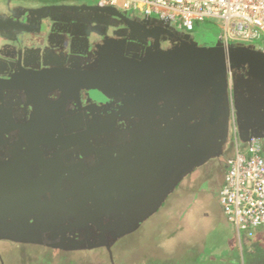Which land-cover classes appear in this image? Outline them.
<instances>
[{"label":"water","instance_id":"1","mask_svg":"<svg viewBox=\"0 0 264 264\" xmlns=\"http://www.w3.org/2000/svg\"><path fill=\"white\" fill-rule=\"evenodd\" d=\"M52 10L106 13L121 20L111 27L133 29L132 38L122 46L116 43L120 48L114 52L100 50L83 70L37 72L25 62L27 69L17 70L11 82L0 80L2 92L10 85L25 90L36 110V122L31 125L35 131L45 128L42 107L36 105L48 92L53 91L55 97L62 92L75 96L63 103L48 100L52 105L45 108L51 115L55 114L53 109L60 110L68 102L80 105L84 90L91 92L90 99L113 106L88 107L83 115L64 121L68 145L81 142L82 154L96 158L91 167L74 164L73 169H86L87 175L75 180L70 189L61 188L57 175H51L53 183L43 178L45 183L37 184L33 191L25 182L11 184L8 173H1L5 177H0V240L5 235L19 241L12 235L32 228L54 227L64 233L66 228L82 227L85 230L80 237L65 239L64 235L52 246L72 251L111 249V238L120 239L160 214L190 172L223 155L233 124L240 143L264 140V51L242 44H193L168 25L160 26V20L131 17L115 7L88 3L25 8L17 12L24 15L23 21L19 16L0 17V33L5 37L11 29L18 30H11L5 38L16 42L13 37L19 34L23 42L25 26L33 19L41 21L46 18L42 15ZM144 19L151 21L150 26ZM71 31L77 33L76 29L67 32ZM172 40L179 45L170 47ZM34 51L39 54V50ZM99 109H103L101 113H97ZM54 118L60 121L61 116ZM118 120L128 124L118 129ZM101 136L109 142L94 147L95 138ZM47 141L48 134L40 136L36 148ZM2 183L16 188L2 189ZM42 195L48 201H43ZM15 199L24 201L18 204ZM12 206L18 212L11 215V222L3 220L6 211L15 209Z\"/></svg>","mask_w":264,"mask_h":264},{"label":"flooded vegetation","instance_id":"2","mask_svg":"<svg viewBox=\"0 0 264 264\" xmlns=\"http://www.w3.org/2000/svg\"><path fill=\"white\" fill-rule=\"evenodd\" d=\"M21 2L27 3L26 1ZM63 2L67 5H81L83 3L97 4L96 2H92L90 0H64ZM25 8L31 9L35 7L29 6L28 4L15 5V0H8V7L5 12L3 11L0 13V17L13 18L14 16H19L20 20L23 21L24 15L20 13L18 14L17 12H23ZM42 16H46V18L42 19L41 21H35V19H33L25 26L27 31L25 33L26 36L24 37L25 39L23 42L21 37H19V34L16 36L17 38L13 37L16 39L17 43L13 40L5 38L6 34L10 33L11 30L13 31V29H11L10 32H6L4 34L5 37H3V35L0 33L1 82H11L9 79H11L13 75L16 74L17 70H20V68L27 69L28 67L29 69L37 72L41 70H83L85 67L90 65V61H92L90 59L95 58V56L98 55L102 49L109 50V47H107L109 45H106V42L111 41L112 44H122L127 40L130 41V38H132L131 36L129 37V35L132 34L131 32H133V29L131 32L121 30L123 29L120 28L122 27L120 26L121 24L118 25V27L120 26L119 28L114 26L111 27V24L117 23V21L121 20L114 17H109V15L106 13L99 16L98 13L93 14L88 11L73 13L67 10H52L46 15ZM39 22L41 24H39ZM145 24L146 26H150L151 22H146ZM159 25L165 27L163 26L165 23H161ZM90 26L91 29L89 30ZM75 29L77 30L75 35L72 33L73 31L70 33L67 32L69 30ZM16 32L19 31H13V33ZM178 33L182 35L183 40H187L193 44L199 45L197 40L191 38L190 36L188 37L187 34L182 32ZM81 34L90 35H88L89 37H83ZM122 35H127L129 38H122ZM19 40L21 44L18 43ZM168 45L174 48L179 45V42L172 40ZM18 49L19 51L20 49L23 51L22 55L19 53V51L17 52ZM32 50L33 52H28ZM34 50H39L38 52L42 56L40 57V55L35 53ZM111 52L114 51L111 50ZM36 54H38L39 57L36 56ZM25 62L27 63V67ZM92 96L93 95L90 91L84 90L80 92V105L77 104V102L75 103L72 101L68 102L65 107H62L61 105L60 110L53 109V112L55 113L54 115L59 117L61 116L59 121V119L54 118V115H51L45 108L52 105L48 102V100L50 101L51 99H55V102L63 103L66 99L72 97L75 98L74 93L66 95L65 92H62L60 96L55 97L53 91L51 93L48 92L46 99L43 98L42 100L38 101L39 104L36 105L42 107L41 113L46 119V123H44L46 125L44 127L48 128V130L40 127L38 131H35L31 130V125L36 122V110L35 106L31 104L30 100H28L25 90L14 85H10V87L4 92L0 90V177H5L1 173H8L7 178L11 184L25 182L34 191L37 184L45 183L43 178H47L50 181L49 183H53L55 179L51 178V175H57L55 178L61 177L60 186L63 190L70 189L73 186V182L75 180L79 179V177L86 176V169H73L74 164H81L85 167H91L96 163V158L93 156V154H82L81 142L74 146L68 145L70 143L65 140V137L68 135V131L64 121L83 115L85 109L88 107H113L106 101L99 102L90 99ZM102 110L103 109H99L97 113H101ZM89 118H92V116ZM58 121L61 126L57 125ZM126 122L127 121L124 122L123 120H118L115 127L120 129L121 124H128V122ZM73 132L76 133V131ZM47 134L49 136V141L40 144L36 148V143L39 140V137H46ZM95 139L97 142H94V147H97L95 146L97 143L100 145H105L106 141L109 142L105 136ZM212 161L214 162V174L217 176H220V174L224 176L227 165L220 159L216 161L213 159L204 166L190 172L183 179V181L178 184L174 194L170 197L169 203L173 198L174 200L176 199L177 194L175 193L179 186L182 187L183 190L185 183H188L189 181L191 183L193 179L201 180L199 179L198 172L212 163ZM220 164L223 165V167L220 166ZM2 165H5L3 170L1 168ZM22 174H24V178ZM222 178L223 177L220 179L221 182ZM7 183H2V189L6 190L11 185L10 184L7 186ZM18 186L19 185H17V187ZM10 188L13 189L16 187L10 186ZM11 194L12 193L10 192L7 195L10 196ZM192 196H194V193ZM41 197L43 201H48L47 196L42 195ZM15 201H17L19 204L22 203L24 199H15ZM27 202H30V200H27L26 203ZM12 207L15 209L9 210L8 212L6 211L5 214L2 215L3 220L11 222V215L13 216L14 213L18 212L17 207ZM71 219L72 217L66 222H70ZM75 219L76 218H74V220ZM51 228H32L31 230H24V232L17 231L15 235L12 236L13 238H20L19 241L12 240V238L8 239L5 237V235H3V239L0 240V245L4 244L5 249L2 250L0 248V257H7L8 252L14 253L20 248L24 250L25 248L36 247L49 250L50 252L57 251L64 254L71 253L76 250H64L55 248L52 245L59 243L64 235L65 239L78 238L81 236L80 232L82 233L85 230L82 227L76 230L66 228L63 233V231H60V229L56 230L54 227ZM141 230L142 227H139L135 232ZM30 237L34 238L35 240L29 241L28 239ZM111 241L116 242L117 238H111ZM96 250H104L108 254H113V248L108 249L107 247H101L97 248ZM2 253H5L4 256H1ZM20 255L23 256V254Z\"/></svg>","mask_w":264,"mask_h":264},{"label":"built area","instance_id":"3","mask_svg":"<svg viewBox=\"0 0 264 264\" xmlns=\"http://www.w3.org/2000/svg\"><path fill=\"white\" fill-rule=\"evenodd\" d=\"M102 7L162 21L192 32L197 22L217 20L224 45L259 42L264 51V0H96ZM137 17V16H136ZM234 154L219 193L225 217L237 232L264 226V157L259 140L241 144L236 125Z\"/></svg>","mask_w":264,"mask_h":264},{"label":"trees","instance_id":"4","mask_svg":"<svg viewBox=\"0 0 264 264\" xmlns=\"http://www.w3.org/2000/svg\"><path fill=\"white\" fill-rule=\"evenodd\" d=\"M21 1H26L27 3H22ZM63 1L64 0H15V5L28 4L29 6L37 7L41 5L62 4L64 3ZM187 36L189 37L190 35L187 34ZM199 42L202 45L206 44L203 41ZM259 42L249 43L247 44V46L261 49V45L258 44ZM233 141L234 134L231 131L229 139L227 141L225 152L222 156L214 159V161L219 159L223 161V163L227 165V168L228 161L233 156L232 154H234V147L232 146ZM259 142L261 146V155L264 157V140H259ZM220 166L223 167V165L221 164ZM224 176H222L221 174L220 176H217L214 173H208L205 177V180L193 179V181L191 183H188L189 185L185 186L183 190L182 187L179 186L175 193L177 194L176 199L174 200L173 198L168 205H165V209L167 211L170 207L175 206V203L182 198H185L184 205L186 204L185 202L190 199L191 205L195 206V210L193 208L189 210L191 211L189 214V229L191 230V232H194L193 238L197 241L198 238H200L199 240H202L203 235L206 234L203 243L200 241L196 243V247L182 250L180 248L181 243L179 246V240L182 236H179L178 238L176 232L173 234H171L170 232L171 235H165V233L163 236H161L159 228L168 225L167 221H165L167 218L163 216V218L160 219L159 223H154L150 227H148L147 225H145L146 223H144V225L140 226V228L142 227L141 231H134L123 236L120 239L118 238L116 242L112 241L111 244L113 246L112 248L115 250V254L113 253L109 256V258H111L112 260L111 264H172L173 262L171 260L173 259H177L173 261L177 264H181L189 258L192 259L193 264H197L195 263V261L199 262L198 258L206 257L208 252H210L213 256L212 258H208L206 262L208 264H211L213 262H216L215 264H242V261L244 262L243 264H264V233H262L264 232V226L245 231L243 230L242 232H236V230H233L234 236L231 230L230 235H228L225 239L223 238L221 242L210 243L214 229H223L225 228L227 223H230L225 217L220 204L215 206L214 208L209 206L210 200H215L217 199V197L219 198V193L224 182ZM221 177H223L222 182L220 181ZM192 192L194 193V196H192ZM178 205L179 204H177L176 206ZM181 210L183 211L181 216L184 217V215L188 211L185 212L183 206L181 207ZM148 230L151 231L148 232ZM200 234H202V239L200 237ZM172 235H176V237H173ZM174 238L175 241H170V239ZM4 246V244H1L0 248L3 250L5 249ZM208 246H210V250L207 252L206 248ZM92 250L96 249L87 247V249L83 250V252L87 253L91 252ZM140 253L144 256L143 259L139 257ZM4 254L5 253H2L1 256H4ZM7 259L8 258L5 256L3 258L0 257V264H16L14 262H9ZM200 264L202 263L200 262Z\"/></svg>","mask_w":264,"mask_h":264},{"label":"rangeland","instance_id":"5","mask_svg":"<svg viewBox=\"0 0 264 264\" xmlns=\"http://www.w3.org/2000/svg\"><path fill=\"white\" fill-rule=\"evenodd\" d=\"M90 1L96 2V0H90ZM128 15L131 17L137 16L138 18H140L138 15H131V14H128ZM152 18H156V17L153 16ZM144 21H146L147 23L151 22V21L146 20V19H144ZM180 32L185 33V34H189L191 36V38L197 40L198 42L203 41L208 46L224 45L221 41V36L223 35V31H222L221 25L218 23L217 20H206L204 22H197L195 25L194 31L186 32L184 29H181ZM199 44H200V42H199ZM206 44H204V45H206ZM106 45H109L107 47H109V50H113V51H116L117 48L119 49L120 46H122L121 43H120V46L117 44H109V43H107ZM200 45H202V44H200ZM234 144H235V142L233 141L232 146H234ZM213 168H214V162L210 163L204 169L199 171L198 172L199 173V179L205 180L206 174L214 173ZM188 183H190V181ZM184 199L185 198H182L181 200H179L178 202L175 203L176 205L179 204L178 206H176V205L172 206L167 211H166V209L163 210L160 214H158L157 216H154L145 224L148 227H150L154 223H159L160 219H162L163 216L166 217L167 219L165 221H167L168 225L160 227L159 232H160L161 236H163L165 233H166L165 235L170 234V232H171V234L176 232L178 238H179V236H182L181 239L179 240L180 241L179 246L181 243L180 248L182 250L196 247L197 242L201 241L203 243L204 242L203 240L205 239V235H206V234H204L203 239H202V234H200V237L202 240H199L200 238H198L196 236L198 238V241L193 238L194 232L193 231L191 232V230L189 229V227H190V225H189L190 224L189 214L191 212L189 210H191L192 208L194 209L195 206L191 205L190 199H188L185 202L186 204L184 205ZM219 204L220 203H219L218 197H217V199L210 200V202H209V206H211L212 208H214L215 206H217ZM182 206L184 207L185 212L188 211L184 215V217L181 216V214L183 213V211H182L183 209L181 210ZM196 208H198V207H196ZM186 219H189V220H186ZM157 225H160V224H157ZM201 226H202V224H201ZM176 229H179V230H176ZM150 231L151 230H148V232H150ZM172 236L176 237V235H172ZM222 240H223V237L221 235L220 229L215 228L214 232L211 236L210 243L211 242L218 243V242H221ZM170 241H172V242L175 241V238L170 239ZM120 245H122V244H120ZM206 249L208 252L210 250V246H208ZM114 251L115 250L113 249V253L115 254ZM20 254H23V256ZM109 256H110V254H108L104 250H92L91 252H87V253H85L83 251H80V252L74 251L71 253L64 254L61 252L59 253L57 251L50 252L49 250L36 247V248H25L24 250L20 248L19 250H16L14 253L8 252L7 253L8 259L7 260L11 263L14 262L16 264H111L112 260H111V258H109ZM139 257L141 259L144 258V256L141 253L139 254ZM212 257L213 256L211 255V253L208 252L206 257L198 258L199 263H197V264H200V262L202 264H208V263H206L208 258H212ZM173 260H177V259H173ZM173 260H171L173 262L172 264H177ZM215 263L216 262H213L211 264H215ZM167 264H170V263H167ZM181 264H193V262H192V259L189 258L184 263H181Z\"/></svg>","mask_w":264,"mask_h":264},{"label":"crops","instance_id":"6","mask_svg":"<svg viewBox=\"0 0 264 264\" xmlns=\"http://www.w3.org/2000/svg\"><path fill=\"white\" fill-rule=\"evenodd\" d=\"M36 1H39V0H36ZM41 2V1H40ZM13 4V3H12ZM7 7H8V0H0V13H2L3 11L5 12L6 11V9H7ZM32 7H35V6H32ZM187 185H189L188 183H185V186H187ZM183 192V191H182ZM184 193V192H183ZM201 201V200H200ZM200 201H199V203H200ZM198 203V204H199ZM232 230V232H233V236H234V231L233 230H236L235 229V226L232 224V223H227L226 224V226H225V228H223V229H220V231H221V235H222V237L225 239V238H227V236L228 235H230V231ZM236 232H237V230H236ZM262 233H264V232H262ZM195 255H197V254H195ZM195 263H199V262H196L195 261ZM244 262L242 261V264H243Z\"/></svg>","mask_w":264,"mask_h":264},{"label":"clouds","instance_id":"7","mask_svg":"<svg viewBox=\"0 0 264 264\" xmlns=\"http://www.w3.org/2000/svg\"><path fill=\"white\" fill-rule=\"evenodd\" d=\"M167 25V24H166ZM170 28H172V27H170ZM174 31L176 30V29H174V28H172ZM176 32H180V31H178V30H176ZM218 200H219V198H218Z\"/></svg>","mask_w":264,"mask_h":264}]
</instances>
